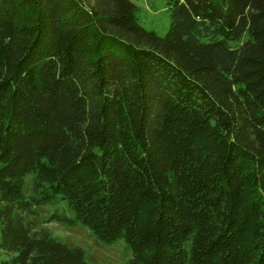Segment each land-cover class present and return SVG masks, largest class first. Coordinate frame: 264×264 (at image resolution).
Wrapping results in <instances>:
<instances>
[{
	"label": "trees",
	"instance_id": "trees-1",
	"mask_svg": "<svg viewBox=\"0 0 264 264\" xmlns=\"http://www.w3.org/2000/svg\"><path fill=\"white\" fill-rule=\"evenodd\" d=\"M165 4L0 0V264H91L41 205L127 264H264V0Z\"/></svg>",
	"mask_w": 264,
	"mask_h": 264
},
{
	"label": "rangeland",
	"instance_id": "rangeland-1",
	"mask_svg": "<svg viewBox=\"0 0 264 264\" xmlns=\"http://www.w3.org/2000/svg\"><path fill=\"white\" fill-rule=\"evenodd\" d=\"M137 6L136 16L139 24L147 29L153 30L158 36H164L169 26V11L165 0H133ZM35 175L27 174L24 183V194L32 195ZM0 201V206H1ZM55 206L41 205L35 207L36 214L29 216L32 223V231L36 233L47 232L54 238L66 242L70 246H79L83 249L85 259L91 264H127L131 257V251L123 238L112 243L99 241L83 225L77 224L68 227L57 222H46ZM58 209H65L61 203ZM66 211H68L66 209ZM8 255L0 248V261L7 259Z\"/></svg>",
	"mask_w": 264,
	"mask_h": 264
}]
</instances>
